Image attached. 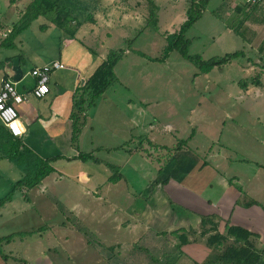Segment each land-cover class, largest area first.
Wrapping results in <instances>:
<instances>
[{
    "label": "rangeland",
    "instance_id": "obj_1",
    "mask_svg": "<svg viewBox=\"0 0 264 264\" xmlns=\"http://www.w3.org/2000/svg\"><path fill=\"white\" fill-rule=\"evenodd\" d=\"M30 1L23 0L12 12V24L19 22L20 13ZM171 1V4L159 2L160 9L158 11L157 7L156 10L158 22L155 27L149 23L148 2L142 0L144 7L141 11L144 20L136 23V28H131L127 35L114 33L109 41L104 42V49L117 51L119 59L113 67V77H108L103 92L94 98L97 101L98 97H101V102L96 108L89 104L91 94L85 85H81L80 93L86 98L81 101L79 95L75 96L78 105L70 112V122L65 135L56 136L54 131L49 132L35 124L38 137L47 136L62 141L59 143L62 156L52 162L58 169L55 170L57 173L47 175L40 185L31 189L22 190L16 187L13 191V202L0 207V238L12 236L10 242H0V264H16L10 255L21 261L20 264H28L27 261L30 263L38 256L46 258L44 253L40 252L59 247V243L53 238L59 231L52 229L56 228V223L60 224L62 221L65 229L60 230V233H65L68 237L63 235L64 253L53 257L59 264H75L67 260L66 254L83 250L90 251V254L85 253L86 256L97 257L98 253L103 257L107 255L112 264H170L177 254L176 244L184 242L187 244L180 247L184 254L196 258L204 255L201 247L188 242L203 241L208 246L207 239L212 234H204L202 230L210 224L203 228L200 226L199 230L190 229L189 232L174 234L176 241H172L173 244L170 241V244L174 245L170 247L162 238L167 236L161 232L157 233L158 241L156 232L150 227L143 239L134 240L140 236L139 231L131 232L132 238L128 237V234L118 236L110 230V226L98 223V218L87 213L83 216H78L77 213L74 215L73 212L76 211L72 206L76 201L86 208L90 206L89 196L84 190H89L91 181L81 179L80 173L82 171L90 175L89 169L96 167L90 160L84 165V159L78 155L97 147L99 149L93 153L95 156L104 162H115L123 167L120 170L119 166L111 165V170L103 166V175L118 173L115 169H119L122 173L121 184L139 199L138 206L144 207L146 200H149L151 205L155 204L154 194L160 192V179L155 181L154 177L158 176L160 171L165 175L163 165L172 157L170 154L173 148L180 144L181 149L176 155L185 153L186 158L190 152L196 161H208L210 169L215 166L218 170L228 166L233 170L244 169L239 173L241 177L249 180L250 185L258 187L259 191L255 192V195L259 199V207L264 210V92L255 97L258 104L254 111L249 112L251 118L244 115L245 110H250L248 104L253 105L251 96H246L238 100L243 112L236 107L231 114L219 113L220 120L216 124L211 122V113L204 118L200 117V106L212 101L215 93L207 96L209 90L204 91L203 87L192 91L189 88L194 73L210 76L219 74V86L224 89V85L229 81H235L242 91L245 90L244 85L241 86L242 82H261V78H264V2L253 8L239 10L237 0L208 1L201 17L185 33V37L190 40L188 53L199 55L202 60L221 58L226 53L235 51H242L243 54L232 62L229 60L230 63L215 65L207 71L182 57L177 49H167V36L181 25V16L178 17L177 14L188 6L187 0ZM3 5L4 1L0 0V7ZM35 25L37 30L34 29ZM31 26L24 35L28 42L23 46V54L21 53L27 68L36 61H43L55 55L70 63L85 59L86 53L89 56L87 58L96 59L94 50L99 44L96 46L94 43L93 49L80 42L67 47L65 38L69 36L59 26L42 17ZM104 36L105 33L102 34V37ZM4 53L5 51L0 50V59ZM85 65L88 70L90 64ZM242 67L247 74L242 71ZM23 71L26 72V67ZM2 73L0 66V76ZM25 77L30 80L32 76L29 74ZM236 95V92L231 94L233 97ZM140 104L145 108L146 115H139L137 127L130 119L136 106ZM227 106L232 109L229 103ZM93 117L102 123V128L89 129ZM41 119L39 118V122ZM104 121L107 122L103 123ZM234 123H238V126H234ZM162 144L167 146L163 147ZM135 150L136 157L133 156ZM172 160L173 158L170 162ZM12 164L16 167L10 166L0 171V198L12 192L15 179L22 175V168L14 162ZM182 164L183 162L180 163V168ZM98 169L100 167H97ZM115 179H118L117 174L113 176V180ZM164 180L165 178L161 182ZM69 189H76L78 192L71 193ZM165 195L168 200L169 191ZM79 228L87 229L93 233V237L87 238ZM185 234L187 239L181 241L180 236ZM89 239H92V242L88 243L95 249L83 245L81 241L87 242ZM24 243L29 245L26 254L22 248ZM157 243L166 252L164 255L158 254L157 246H154ZM210 246L211 251L214 245ZM31 251L34 252L32 256ZM2 255L6 256L3 258ZM164 259L165 263L162 262Z\"/></svg>",
    "mask_w": 264,
    "mask_h": 264
},
{
    "label": "crops",
    "instance_id": "obj_2",
    "mask_svg": "<svg viewBox=\"0 0 264 264\" xmlns=\"http://www.w3.org/2000/svg\"><path fill=\"white\" fill-rule=\"evenodd\" d=\"M3 1V8L0 7V43L14 25L10 20L12 12L16 10V7L20 5L23 0H15L14 2H10L9 0ZM160 1L168 4L172 3L171 0H153L158 7V11L160 9ZM25 7L20 14L23 13ZM143 7L144 4L142 0H100L97 9L92 12L94 18L93 21H85L81 23L74 33V38H65V45L67 47H71L76 42H80L93 49L92 45L94 43H96V46L99 44L97 49L94 50L96 55V59L94 60L87 58L89 57L87 53L84 56L85 59H81L80 61L74 63L72 61L70 63L63 57H57L55 55L49 57L48 59H44L43 61H36L30 64L27 68L26 62L20 59L17 54H23L24 52L23 46H25V43L28 42V40L24 38V35H26L25 33L29 28L18 34V37L15 38V42L12 41L14 45L13 47L0 46V50L5 51L4 55H2L0 59V66L3 72L0 76V81L3 77H9L6 73H4V65L12 58H19V65L22 69V77L19 81L15 82V86L17 91L24 97L23 101L16 105V110L26 129L22 135L24 147L35 151L44 159L48 158L55 161L62 156L59 150V143H62V141H56L55 138L50 139L47 136L38 137L35 124L37 126H42L49 132L54 131L56 136H63L67 133L70 122V112L74 110L75 104L78 102L74 99L75 96L79 95L81 101L86 98L84 94L80 93V90L82 89L81 83H78L79 79L81 77L86 78L87 83L88 78L93 74L100 62L106 58L109 50H105L103 44L105 41H109L112 34L118 33L120 36H125L131 28H136V23H141L144 20L142 17L143 12L141 11ZM185 11L186 9H183L182 12L177 14L178 17L181 16L179 19L180 24L186 18ZM171 22L172 21H169V23ZM36 28L37 25H35L34 29ZM178 28L176 29L178 30ZM103 33H105L104 37H102ZM108 34L110 35L108 36ZM2 35L5 36L3 37ZM126 53L128 52L126 51ZM64 54L65 53H63V56ZM53 60L63 62L67 68L53 70L50 73L49 80L51 90L43 97H36L32 93L35 85V79L31 77L30 80H26L25 75H29L31 68L44 65ZM233 60L235 59L233 58L230 62ZM85 64H90L88 70ZM24 67H26L25 73L23 71ZM84 68H86V71H84ZM242 71L246 73L245 68H243ZM245 77L248 78V76ZM9 78L13 80L12 77ZM220 78L221 76L219 74L210 76L203 73H194L192 75V81L189 84L191 91L196 90L198 87H203L204 91L209 90V94L207 96H211L215 93L212 101L207 102L204 106H200V117L204 118L206 115L211 113V122L218 124L220 120L219 113L231 114V112H234V108L236 107L243 112L241 106L238 105V100L242 97L251 96L253 105L248 104V108H250V110H245L244 114L248 118H251V114L249 112L254 111L256 109V105L258 104L255 97L264 92V78H261V82L258 84H246L245 82H242L241 86L244 85V91L236 86L237 83L235 81H229L226 83L224 85L225 89L220 87ZM86 83L84 84L85 86ZM234 92L238 93V95L233 97L231 94ZM201 96H203V94ZM100 99L101 97H98V100L94 101L91 106L96 108L101 102ZM232 100L234 101L232 102ZM228 103L232 107L231 110L229 106H227ZM190 111H193V109H190ZM144 114L146 115V110L143 105L140 104L136 106L135 113H132L130 120L136 124L137 127H139L138 117L139 115L142 117ZM39 118H42L41 122H39ZM91 122L92 124L90 125V130L102 128V123L96 121L94 117ZM106 122L107 121H104L103 123ZM0 124L2 123L0 122ZM234 126H238V123H234ZM193 130L194 129H192L191 132H193ZM9 139L12 141V138ZM91 142L93 141L91 140ZM9 145V142L0 145V171H3L4 168H10V166L16 167L11 161L2 157L1 154V150H7ZM162 146L166 147L167 145L162 144ZM96 149L99 148L97 147ZM96 149L90 152L80 153V155L85 154L84 156L89 155L88 157L83 158L84 165L87 164L88 160H90V162H92L96 167H91V169H89L90 175L82 171L80 173L81 179L86 178L88 179L87 182L91 181L89 190H84L89 196L90 206L86 208V206L81 204L79 201H76L72 206V208L76 211L73 212L75 216L76 213L78 216H83L84 213H87L91 217L98 218L100 219V221H97L98 223L110 226V230L118 236L119 234H128L130 235L128 237L132 238L133 236H131V232L139 231L141 233L140 236L138 238H134V240H138L139 238L143 239L147 235L150 227L151 230L156 232V239L158 241L159 237L157 236V233L160 232L162 235H166L165 232H170L169 234H171L177 230L179 233L185 231L189 232L190 229L198 228L197 230H199L200 217L210 216L217 225V232L221 234L224 233L225 224L238 226L258 235L257 239H255V246L257 248L260 249L264 246V210L259 207V199H257L255 195V192H258L259 189L256 186L254 187L252 184L250 185L248 179L241 177L242 175L239 171L244 169L238 168L233 170L231 166L221 170H218L217 166L211 167L210 169L208 161L205 159H199L196 161L195 156L190 154V152H188L186 158L185 153L176 155L177 151L181 149V145L177 144L173 148L172 154H170L173 160L170 162V158V160L163 165L165 168V175L160 171L158 173L159 175L154 177L155 181L160 179V183L158 182L160 192L154 194V200L156 199L155 204L151 205L149 200H146L148 198L147 197L144 198L147 202L143 207L141 205L138 206L139 199H136L127 190L124 184H121L120 179L122 173L119 172V169L121 170L123 168L122 165L120 167L118 163L104 162L99 159L93 154ZM136 154L137 150H135L133 156L136 157ZM128 158H130V156L125 159V162H127ZM181 162H183V164L180 168ZM111 165L114 167L119 166L118 170L115 169L118 173H113L111 175L110 173H107L104 176L103 173L105 170H103L102 167L104 166L106 169L113 170ZM52 166L54 170L50 174L57 173L55 170L58 169H56L54 165ZM97 167H100V169L97 170ZM173 168L175 170H173ZM116 174L118 175V179L113 180V176ZM18 178L15 179V181L18 180ZM163 178H165V180L161 182ZM22 190H24V188H22ZM168 191L169 198L167 200V196L165 194H167ZM69 192L76 193L78 191L76 189H69ZM251 200H254L255 203H250ZM11 202H13V198L10 201H7L4 206ZM55 226L56 228L52 230H57L59 233L56 234V236H52L59 243V247L57 249H45L40 253H44L46 258L38 256L30 263L27 261L28 264H59L58 261L53 260V257L64 253V249L62 248V241L64 240L63 235L65 237L68 236L65 233H60V230L63 231L65 229L63 228V221L60 222V224L59 222L56 223ZM209 227L210 225L207 228ZM48 229L51 231L50 228ZM216 231L210 230L209 233L213 234ZM118 236L116 237L118 238ZM166 236L167 237L162 238L168 242L170 247L174 246L170 244V241L173 244V242L176 241V236L174 234L172 236ZM81 241L83 245L95 249V247L90 245L88 241ZM188 243L201 247L204 250V255H199L198 258L192 256V258L184 253L181 255L177 254L178 257L173 264H201L210 252V248L203 241H192ZM154 246H157L156 249L158 254L164 255L166 253L162 250L159 243L154 244ZM22 248H24V252L26 254L29 250V245L24 243ZM33 253L34 252L31 251L30 256H32ZM85 253L90 254V251L83 250L79 252H69L66 254V258L75 264H112L107 255L106 257H103L101 253H98V256L96 257L95 255L86 256ZM10 257H12L16 264H20L19 262L21 261L16 259V257L13 258L12 255H10Z\"/></svg>",
    "mask_w": 264,
    "mask_h": 264
},
{
    "label": "trees",
    "instance_id": "obj_3",
    "mask_svg": "<svg viewBox=\"0 0 264 264\" xmlns=\"http://www.w3.org/2000/svg\"><path fill=\"white\" fill-rule=\"evenodd\" d=\"M9 1L14 2L15 0ZM99 1L100 0H31L21 14L18 20L19 22L13 25L5 38L1 41L0 46L13 47L12 41L15 40L18 34L26 31V29L40 17L48 20L55 26H59L63 32L69 36L67 38H73L76 29L81 23L93 21L92 12L97 9ZM208 1L209 0H187L188 6L185 11V20L181 23L177 31L167 36L168 50L177 49L182 57L193 61L201 69H206L207 71L212 69L215 65L227 63L229 60L231 61L233 58L243 54L242 51H235L226 53L221 58L202 60L199 55H190L188 53L190 42L189 39L185 37V32L201 17L202 11L205 9ZM147 2L149 23L156 27L157 6L153 0H147ZM237 8L240 10L245 7L238 5ZM17 56L22 59L20 53H18ZM118 59L119 53L115 50H109L106 58L100 62L93 74L88 78L86 88L92 98L89 101L90 105L94 103V98L103 92L108 77H113V67ZM77 105L78 102L75 104V107ZM9 138H12V141H10ZM6 142H9L10 145L7 150H1L2 157L19 165L22 168V175L14 182L12 192H8L5 196L0 198V207L13 198V191L16 187L31 189L38 186L41 184L42 179L54 170L52 159H44L35 151L24 147L22 136L13 137L5 127L0 124V145ZM84 155L85 154H79L78 156L82 159L89 156ZM26 198L28 197L26 196ZM250 203H255V201L251 200ZM208 224H210V227L202 230V233H208L210 230L216 231L217 225L212 217L201 216L200 226L203 228ZM224 230L225 232L222 234L216 231L208 237V247L214 245V248L207 254L201 264H264V246L260 249L255 246V239L258 237L257 234L229 224H225ZM79 231L87 238L93 237V233L85 228H79ZM178 232L177 230L174 233L169 234L170 232H165V234L172 236L173 234L177 235ZM11 238V235L3 236L0 238V242H10ZM180 238L181 241H184L187 239V236L186 234L181 235ZM88 242L91 243L92 239H89ZM185 243L187 242L176 244L175 248L177 254H183L180 247ZM177 254L171 259L170 264L175 262L178 257ZM5 256L6 255H2L3 258ZM162 262L165 263V259Z\"/></svg>",
    "mask_w": 264,
    "mask_h": 264
},
{
    "label": "built area",
    "instance_id": "obj_4",
    "mask_svg": "<svg viewBox=\"0 0 264 264\" xmlns=\"http://www.w3.org/2000/svg\"><path fill=\"white\" fill-rule=\"evenodd\" d=\"M237 4L245 8H252L255 5L263 3L264 0H237ZM6 35V34H5ZM5 35H2L3 37ZM67 68L59 61L53 60L41 66H35L30 69L29 74L35 79V85L32 93L36 97L45 96L50 90V73L53 70ZM14 80L9 77H3L0 81V122L14 137H21L26 131L25 125L16 110V105L24 99L22 94L17 91ZM79 84L84 85L86 78L81 77Z\"/></svg>",
    "mask_w": 264,
    "mask_h": 264
},
{
    "label": "water",
    "instance_id": "obj_5",
    "mask_svg": "<svg viewBox=\"0 0 264 264\" xmlns=\"http://www.w3.org/2000/svg\"><path fill=\"white\" fill-rule=\"evenodd\" d=\"M4 73L12 77L14 81H19L22 77V69L19 65V58L14 57L4 65Z\"/></svg>",
    "mask_w": 264,
    "mask_h": 264
}]
</instances>
